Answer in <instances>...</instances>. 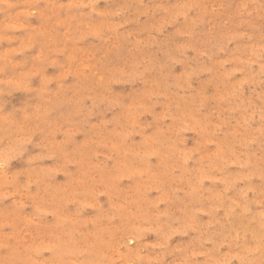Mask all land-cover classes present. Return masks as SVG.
I'll list each match as a JSON object with an SVG mask.
<instances>
[{"label":"rangeland","instance_id":"374dc122","mask_svg":"<svg viewBox=\"0 0 264 264\" xmlns=\"http://www.w3.org/2000/svg\"><path fill=\"white\" fill-rule=\"evenodd\" d=\"M0 264H264V0H0Z\"/></svg>","mask_w":264,"mask_h":264}]
</instances>
